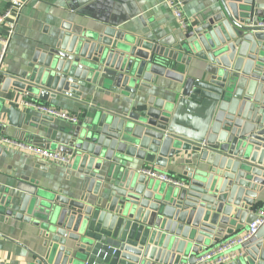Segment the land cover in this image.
I'll list each match as a JSON object with an SVG mask.
<instances>
[{
	"label": "water",
	"instance_id": "water-1",
	"mask_svg": "<svg viewBox=\"0 0 264 264\" xmlns=\"http://www.w3.org/2000/svg\"><path fill=\"white\" fill-rule=\"evenodd\" d=\"M3 91L85 106L76 123L0 109L1 134L25 125L70 157L67 192L35 183L0 192V215L39 229L35 264H208L201 254L245 232L264 206L258 0H213L166 37L65 26L5 75ZM95 94L108 107L84 101ZM185 162L180 185L142 172ZM241 248L227 264H264V223Z\"/></svg>",
	"mask_w": 264,
	"mask_h": 264
},
{
	"label": "crops",
	"instance_id": "crops-1",
	"mask_svg": "<svg viewBox=\"0 0 264 264\" xmlns=\"http://www.w3.org/2000/svg\"><path fill=\"white\" fill-rule=\"evenodd\" d=\"M13 0H0V14ZM21 7L14 11L10 20L14 25L10 37L9 48L3 65L4 76L0 88V109L2 105H15L28 111L32 107L21 106L25 100L21 93L4 92V78L7 74H19L34 50L48 42L65 26H99L114 25L131 30L137 34L157 32L162 37L169 35L173 28L180 29L181 24L166 0H17ZM213 0H183V14L187 24L200 13L204 12ZM264 3V0H258ZM6 31L8 27H1ZM89 104L108 107L100 94L89 96ZM41 102V101H40ZM44 103V102H42ZM80 101L55 102L49 105L58 107L71 114H83L85 106ZM110 105V104H109ZM34 118H42L43 113L34 109ZM1 113V111H0ZM29 118V116L27 117ZM33 118V119H34ZM7 122V117L5 119ZM59 123L62 120L55 119ZM35 129L27 126L22 128L8 125L5 134L28 143L45 147L36 140ZM2 146L0 154V192L13 190L23 184L35 183L40 187L52 190L68 191L70 180L67 168L63 165L47 162L19 147ZM56 151V150H53ZM154 167L159 171L183 179L188 167L185 162L178 167L171 164L167 168ZM264 199V194L256 198ZM264 207V206H263ZM249 224L246 225V229ZM43 238L35 226L6 218L0 215V264H35L36 255L42 251ZM242 252V248L238 247Z\"/></svg>",
	"mask_w": 264,
	"mask_h": 264
},
{
	"label": "built area",
	"instance_id": "built-area-1",
	"mask_svg": "<svg viewBox=\"0 0 264 264\" xmlns=\"http://www.w3.org/2000/svg\"><path fill=\"white\" fill-rule=\"evenodd\" d=\"M166 2L172 8L175 16L179 19L181 26L186 27L187 21L185 20L183 14V0H166ZM22 3L17 0H13L5 10L0 14V29L1 27H8L6 31L1 30L0 34V84L2 78L4 76L3 65L6 58V54L9 48L10 37L14 30V25L10 21L14 14V11L21 7ZM0 96H1V88H0ZM21 106L32 107L33 109H37L43 114H47L49 116L54 117L55 119L62 120L65 122H73L76 123L81 118V114H71L68 113L58 107L42 103L40 101H34L30 99H25L21 102ZM3 119L2 114L0 113V121ZM0 143H4L5 145H11L15 147H19L25 151H28L34 154L41 159L59 164V165H67L70 162V157L67 154H64L59 151H53L49 148L41 147L39 145L28 143L19 139H15L9 136H3L0 138ZM142 172L148 175L151 178L158 179L160 181L180 185L182 184V180L176 178L172 175L163 173L154 167H144L142 168ZM257 218L249 224L248 228L245 232L240 235H235L227 238L226 240L218 243L213 246L198 258V262H207L208 264H227L231 261L238 259L242 252L238 250V247H241L242 243L248 240L250 237L255 235L261 225L264 223V207L257 210L256 212ZM88 264V263H85Z\"/></svg>",
	"mask_w": 264,
	"mask_h": 264
}]
</instances>
